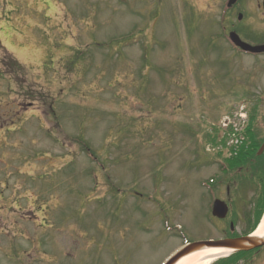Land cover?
<instances>
[{"label":"rangeland","instance_id":"374dc122","mask_svg":"<svg viewBox=\"0 0 264 264\" xmlns=\"http://www.w3.org/2000/svg\"><path fill=\"white\" fill-rule=\"evenodd\" d=\"M222 5L0 0V113L28 110L0 130V264H163L231 221L248 232L264 178V58L230 52ZM236 115L251 155L225 176L219 126ZM212 177L227 185L210 196ZM215 199L229 220L212 217Z\"/></svg>","mask_w":264,"mask_h":264},{"label":"flooded vegetation","instance_id":"af4514ba","mask_svg":"<svg viewBox=\"0 0 264 264\" xmlns=\"http://www.w3.org/2000/svg\"><path fill=\"white\" fill-rule=\"evenodd\" d=\"M230 1L231 0H223L222 5L223 40L225 39L232 48V44L229 43V40L230 35L235 33L244 43L253 46L264 45V0H237L231 6L229 4ZM234 49L235 48H233V50ZM234 55L240 56L241 53L237 50L234 52ZM20 111L27 112L28 110L21 106H13L12 108L4 110L3 114L0 113V130L15 125L17 121H14L13 118L19 117L21 114ZM9 116H12V118H8ZM15 119L17 120L18 118ZM226 236L227 235L217 239L194 240L190 243L232 240L225 238H234ZM258 253L257 251L230 253L217 258V261L213 264H255Z\"/></svg>","mask_w":264,"mask_h":264},{"label":"water","instance_id":"95a60500","mask_svg":"<svg viewBox=\"0 0 264 264\" xmlns=\"http://www.w3.org/2000/svg\"><path fill=\"white\" fill-rule=\"evenodd\" d=\"M236 0H232L231 3H235ZM232 42L242 49L245 52H250L253 54H261L264 53V46L262 47H252L241 42L236 35L231 36ZM229 208L228 206L221 202L216 201L213 207V215L218 219H225L228 215ZM234 226L232 225V230ZM264 247V239L256 240L253 237H241L236 240L230 241H221V242H207V243H198L193 244L182 250L179 254H177L174 258H172L167 264H177L183 258L190 256L195 253H199L204 251L205 249H214V248H225L230 249L232 251H251L258 248Z\"/></svg>","mask_w":264,"mask_h":264},{"label":"trees","instance_id":"16d2710c","mask_svg":"<svg viewBox=\"0 0 264 264\" xmlns=\"http://www.w3.org/2000/svg\"><path fill=\"white\" fill-rule=\"evenodd\" d=\"M250 133H251V130H249L247 132V135H248V138H250V140H251V139H253V138H251L253 136L249 137ZM246 150H247L246 148H243L239 152V155L237 158L227 161V168L224 171L230 173V172H234L236 169H245L247 166L246 164L249 163V156L251 155ZM262 180H260L262 182V184L260 186L258 196L254 202V209H253L252 213H250V215L248 216V218H250V220L252 219L253 224H250V228H249L248 232H245L246 236L251 234L252 232H254V230L258 226V224H259V222H260V220L264 214V178Z\"/></svg>","mask_w":264,"mask_h":264},{"label":"bare ground","instance_id":"6f19581e","mask_svg":"<svg viewBox=\"0 0 264 264\" xmlns=\"http://www.w3.org/2000/svg\"><path fill=\"white\" fill-rule=\"evenodd\" d=\"M253 238L256 240L264 239V218L260 223L257 231L253 235ZM232 252V250H226L222 248L205 249L202 252L195 253L183 258L177 264H211L216 260L215 258H219Z\"/></svg>","mask_w":264,"mask_h":264}]
</instances>
